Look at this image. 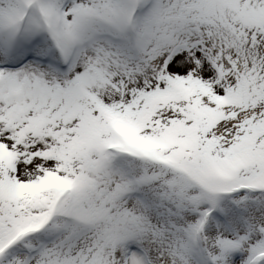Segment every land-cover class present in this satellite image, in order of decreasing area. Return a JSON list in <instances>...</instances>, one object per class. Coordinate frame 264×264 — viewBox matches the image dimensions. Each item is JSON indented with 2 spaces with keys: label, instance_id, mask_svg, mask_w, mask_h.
Returning <instances> with one entry per match:
<instances>
[{
  "label": "snow or ice",
  "instance_id": "snow-or-ice-1",
  "mask_svg": "<svg viewBox=\"0 0 264 264\" xmlns=\"http://www.w3.org/2000/svg\"><path fill=\"white\" fill-rule=\"evenodd\" d=\"M0 264H264V0H0Z\"/></svg>",
  "mask_w": 264,
  "mask_h": 264
}]
</instances>
